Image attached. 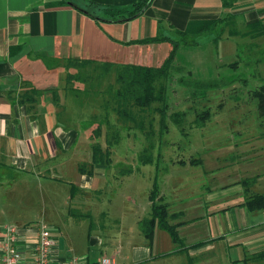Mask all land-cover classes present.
<instances>
[{
  "label": "crops",
  "instance_id": "crops-1",
  "mask_svg": "<svg viewBox=\"0 0 264 264\" xmlns=\"http://www.w3.org/2000/svg\"><path fill=\"white\" fill-rule=\"evenodd\" d=\"M85 1L88 0H0V264L2 247L10 234L2 226L5 223L17 225L14 243L23 257L17 264L30 262L32 246L38 237L35 227L38 221L48 223V232L54 238L50 264H64L67 254L83 256L87 264L95 263L103 256L93 252L98 248H92L104 242L100 227H95L99 228V233H91L92 226H88L86 240H79L73 234L75 230L70 234L68 228V224L73 223L71 207L79 209L85 203L92 205L97 211L85 212L81 208L79 214L93 215L98 219L95 222L100 221V217L105 219L113 215L108 207L112 204L107 205L112 203L107 192L114 180L109 168L114 162L108 166L95 163L91 174L78 169L79 162L91 161V139L79 121L69 119L70 101L64 89L66 69L63 66L67 58L99 63L158 64L172 48L169 41L140 43L132 40L159 32L169 35L175 29L196 25L197 21L227 14L234 15L237 24L257 19L264 21V0H152L140 14L124 21L91 16L77 7H82ZM91 1L126 6L136 0ZM217 45L220 48L221 40ZM31 88L34 89V101L28 100ZM240 142L238 147L229 149H236L238 154L247 151L249 156L259 151L254 140L244 137ZM239 159L229 160L223 174L258 167L253 158H247L243 160L249 162L239 168ZM16 173L19 180L15 175L13 177ZM36 175L46 179L43 184L45 207L40 219L31 224H25L29 221L22 222L23 219H10L14 213H26L21 211L22 203L34 192L31 180ZM252 175L257 177L251 191L262 192L256 189V184L264 180V171L249 176ZM69 177L72 179L67 180ZM241 178L237 179L236 186L227 188V195L217 194L213 187H207L211 196L206 202L210 205L204 212L201 195L205 191L202 188L189 202L191 211L188 215L183 209L172 210L175 221L181 222L178 231L185 244L198 243L177 253L194 256L197 264H214V254L219 257L220 264H264V259L244 261L247 254L264 249V207L249 210L241 203L245 197ZM60 179L62 183L55 182ZM72 184L79 193L95 194L92 201L75 198L71 194ZM233 192L237 195L229 198ZM160 194L166 196L162 183ZM15 202L21 204L20 209L16 208ZM141 217H136V223ZM159 229L162 228H154L151 245L145 247L143 243L144 248L136 251V256L126 253L125 249L135 242L136 233H141L138 228H124L118 234H111V245L115 246L112 257L116 264H120L122 257L128 259V264H141L153 259V252L161 256L160 248H156ZM167 238L171 241L170 250L175 249L176 243L170 235Z\"/></svg>",
  "mask_w": 264,
  "mask_h": 264
},
{
  "label": "rangeland",
  "instance_id": "rangeland-1",
  "mask_svg": "<svg viewBox=\"0 0 264 264\" xmlns=\"http://www.w3.org/2000/svg\"><path fill=\"white\" fill-rule=\"evenodd\" d=\"M233 27L242 32L246 29V24L234 23ZM216 31L215 29L213 32L188 36L190 38L187 40L190 39L196 43L187 45L188 52L185 50L180 57V62L177 63L179 67L171 72L168 79L164 80L167 94L164 121H161V113L154 108L156 104H160L158 102H154L155 105L146 108L143 113L140 111L142 117L137 121L142 120L143 127H139L136 123H129L130 126L124 127L120 122H116V114L110 112L109 119L119 127L121 135L119 142L113 146L111 156L112 163H114L109 167L112 173L111 179L114 178V180L107 192L112 203H107V205L112 204L108 207L113 215L105 219L100 217V221L95 222L98 219H94L93 215L84 217L79 214L82 210L91 213L94 212L93 210L97 211L95 207L85 203L79 208L82 210L77 207L70 208L74 210V213L71 214L73 223L68 224L70 234L75 230L73 234L79 240H86V232L91 221L94 225L91 228V233H99V228L95 227H100L104 242L99 247H92L98 248L93 250L94 253L106 256L115 255V246L111 245L113 237L110 235L118 234L124 228L131 229L134 226L138 228L136 217L149 214L148 193L156 172L160 192L162 183L166 193V196L161 195L162 199L170 203V211L183 209L188 215L191 211L188 209V204L196 197L195 193L200 191V188L205 191L201 195V208L204 212L210 205L206 202L207 197L211 196L210 192L206 191L207 187H213L217 194L227 195L229 194L227 188L236 186L237 179L245 175L249 176L256 171H264V114L260 113L257 98L252 94V90L264 82V37L242 34L232 36L228 34L227 26H224L219 34V40H221L219 48L218 42H213ZM233 61L236 64L230 65L229 63ZM82 73L94 74L95 78H101V81L98 82L104 90L107 89L109 82L115 83L114 71L104 73L95 64L84 66ZM100 74H102L101 77ZM186 79L194 80L193 83L216 81L217 85L197 90L193 85H188ZM67 97L72 100L68 104L69 112L72 111L76 118H80L79 120L85 126L86 134L93 140L89 135L98 120L90 115L103 112L99 105L103 97L100 95L92 96L90 99L82 97L81 99H85L83 102L74 99L72 94ZM180 110H188L183 121V129L172 121L170 115L172 112ZM202 110L209 112L206 114L203 125L196 126L192 120L196 113ZM163 122L164 127L161 128ZM244 137L249 138V141L254 140L255 144H253L258 146L259 151L249 156L247 151L238 154L236 149H229L241 145L240 140ZM105 138L106 127L103 124L102 133L98 137L103 147L106 145ZM89 147L91 152V145ZM143 149H148L152 153V163L143 164L140 162L138 156ZM237 157L240 158L239 168L249 162L245 161L247 158H253L258 167L256 166L252 170L248 168L243 172L235 169L231 170L228 175H224L223 172L227 171L229 160H234ZM192 158L198 160V163H190ZM181 160H185V163L181 164ZM122 168H131L132 171L123 175L121 174ZM14 175L17 178V173L13 174V177ZM17 180L19 179L17 178ZM45 181V178L37 175L34 180H31L34 192L31 193L30 198H25L23 201L25 203H22L24 206L21 207V211L26 213H14L9 216L10 219H23L22 222H36L40 219L41 210H44L45 207L46 191L43 186ZM55 182L62 183V179L55 180ZM227 182L230 184L225 186L223 183ZM63 184L68 186L66 182ZM20 186L25 185L20 184ZM256 189L264 190V180L256 184ZM90 193L75 192L74 197L91 202L95 194L92 196L93 193ZM236 195L234 192L230 193L229 198ZM15 205L20 209V203L15 202ZM28 205L30 207H27ZM44 219L45 217L41 220ZM175 220L172 216L169 218L170 222H176ZM178 223L181 222L178 221ZM159 230L160 237L156 248H160L161 254L170 251L171 241L167 238L169 234L165 229ZM163 233L166 235L163 236ZM134 239L135 242L126 248L125 252H131L133 256H136V251L149 245L141 233L137 232ZM105 240L110 242L107 244ZM143 243L146 245L142 246ZM156 254L153 252V259L141 264L187 263L186 253L166 254L159 257ZM212 259L214 264H220L216 254ZM119 263L128 264L129 262L127 258L122 257L119 259ZM134 264H138V262Z\"/></svg>",
  "mask_w": 264,
  "mask_h": 264
},
{
  "label": "trees",
  "instance_id": "trees-1",
  "mask_svg": "<svg viewBox=\"0 0 264 264\" xmlns=\"http://www.w3.org/2000/svg\"><path fill=\"white\" fill-rule=\"evenodd\" d=\"M151 1L152 0H136L126 6H112L102 5L88 0L85 1L83 6L79 9L89 13L95 18L110 21H124L140 14L151 3ZM228 3H230V1H228ZM96 10L99 12L94 13L93 11ZM234 23H236L235 16L227 14L215 18L197 21L196 25L189 24L188 27L182 30L175 29L172 34L170 33L169 35L161 34V32H159L154 36H147L132 40L134 42L140 43L159 42L164 40L169 41L172 44V48L164 57V59L158 64L118 62L99 63L90 59L67 58L63 63V66L66 69L64 86L66 96L72 94L74 99L81 102L85 100L84 98L90 99L92 96L96 95L103 97L102 101L99 103L103 112L100 114L93 113L90 115L92 118H96L98 120L97 125L92 128L89 135L93 139L91 140L90 144L91 161L79 162V171L91 174L95 163H102L107 166L111 164L113 146L119 142L121 135L119 127L109 119L110 112H114L116 114V122H120L124 127L130 126L129 123H136L139 127H143L142 120L137 121L138 118L142 117L140 111L143 113L146 108L155 105L153 104L154 102H158L160 104H156L157 106L155 105L154 108L161 113V121H164V115L166 113L165 110L167 107L166 84L164 80L168 79L171 72L179 67L177 63L180 62V57H182L184 51L188 50L186 48L187 45H194L196 43L190 39L187 40V38H190L188 36L201 34L204 32H213V30L216 29L217 31L213 36V42L217 43L219 41L220 31L224 26H227L228 34L232 36L242 34L250 35L252 37L262 35L264 37V21L261 19L246 23V29L242 32L233 27ZM186 62L188 63V61ZM87 64H95L99 66L100 70H102L104 73H110L114 71L115 83L109 82L107 84V89H102L101 84H99L100 82H98L101 81V78H95L94 74L82 73L84 66ZM229 64L235 65L236 62L233 61ZM101 75L102 74H100V77ZM185 81L188 82V85H193L197 90L217 85L216 81H197L196 83H193L194 80L191 79H186ZM30 93L32 94L28 96V100L34 101V89L31 88ZM252 94L257 98L260 113L264 114V82L254 88L252 90ZM22 96H24V94ZM82 97L84 98L81 99ZM55 100L57 102L56 95ZM69 101L70 103L72 102V100ZM208 112V110L197 112L194 119L192 120L193 123L196 126L203 125L204 119ZM68 113L69 119L79 121V123L82 124L83 129L85 128L84 124L81 122V120H79L80 118L77 119L76 117H73L72 111ZM187 114L188 110H180L172 112L170 115L172 121L179 125L181 129H183V121ZM103 124H105L106 127L105 147H103L101 142L98 140V137L102 133ZM162 127H164V122L161 124V128ZM138 158L143 164L153 162L152 153L149 152L148 149H143V151L139 153ZM184 161L185 160H181L180 163L184 164ZM190 163L197 164L198 160L192 158ZM131 171V168H122L121 174H128L131 173ZM256 177V175L244 176L240 180L245 194L244 200L241 203L244 204L249 210H256L264 207V191L253 192L250 189L252 184L255 182ZM75 192H77L76 186L72 184L71 194L74 195ZM148 199L150 201V211L148 215H144L138 219L137 226L139 231L147 239L148 244L151 245L154 228L158 226L165 229L169 233L172 241L176 243L175 249L162 252L160 255L183 251L185 252L189 247L198 244L194 243L186 245L179 235L178 225L180 223L169 221L171 216L175 218V212L170 211V203L162 199L159 183L157 180V172L153 178L152 185L148 193ZM31 222H26L25 224H31ZM90 226H93L92 221ZM186 258V264H197L196 258L194 256L186 253ZM263 259L264 249L249 253L244 257V261L246 262L247 260Z\"/></svg>",
  "mask_w": 264,
  "mask_h": 264
},
{
  "label": "built area",
  "instance_id": "built-area-1",
  "mask_svg": "<svg viewBox=\"0 0 264 264\" xmlns=\"http://www.w3.org/2000/svg\"><path fill=\"white\" fill-rule=\"evenodd\" d=\"M10 234L5 240L2 247L1 264H17L22 260V253L17 248L14 241L16 240L17 225L5 223L2 225ZM38 231V237L32 246V254L29 264H50L53 260L54 238L48 232V223L38 221L35 224ZM85 257L76 254H67L63 259L64 264H87L84 263ZM90 264V263H88ZM92 264H116L112 256H100Z\"/></svg>",
  "mask_w": 264,
  "mask_h": 264
},
{
  "label": "water",
  "instance_id": "water-1",
  "mask_svg": "<svg viewBox=\"0 0 264 264\" xmlns=\"http://www.w3.org/2000/svg\"><path fill=\"white\" fill-rule=\"evenodd\" d=\"M72 3V2H71ZM78 8H80V6H77Z\"/></svg>",
  "mask_w": 264,
  "mask_h": 264
}]
</instances>
